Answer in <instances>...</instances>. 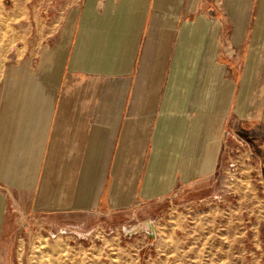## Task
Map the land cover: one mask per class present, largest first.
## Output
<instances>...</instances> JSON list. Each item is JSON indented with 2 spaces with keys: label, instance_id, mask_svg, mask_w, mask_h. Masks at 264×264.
Here are the masks:
<instances>
[{
  "label": "crops",
  "instance_id": "crops-1",
  "mask_svg": "<svg viewBox=\"0 0 264 264\" xmlns=\"http://www.w3.org/2000/svg\"><path fill=\"white\" fill-rule=\"evenodd\" d=\"M31 1L0 0V240L18 216L73 232L137 187L169 188L186 131L184 175L208 171L231 93L219 58L239 74L234 119L264 121V0ZM226 8L256 10L249 36L222 18L212 34Z\"/></svg>",
  "mask_w": 264,
  "mask_h": 264
},
{
  "label": "rangeland",
  "instance_id": "rangeland-1",
  "mask_svg": "<svg viewBox=\"0 0 264 264\" xmlns=\"http://www.w3.org/2000/svg\"><path fill=\"white\" fill-rule=\"evenodd\" d=\"M239 14L231 8L213 12L212 34L222 18L228 34L235 29L249 36L256 10L251 20L249 11ZM263 17L253 44L263 32ZM215 64L226 71L231 93L226 109L221 107L217 143L208 147L207 162L213 152L208 171L184 175L181 151L188 133L178 134L180 169L169 188L145 195L137 187L132 202L102 204L95 215H79L84 225L69 233L59 232L71 228L58 215L46 219L45 213H32L25 223L18 216L16 228L1 236L0 264H264V121L234 119L239 74L220 58Z\"/></svg>",
  "mask_w": 264,
  "mask_h": 264
},
{
  "label": "bare ground",
  "instance_id": "bare-ground-1",
  "mask_svg": "<svg viewBox=\"0 0 264 264\" xmlns=\"http://www.w3.org/2000/svg\"><path fill=\"white\" fill-rule=\"evenodd\" d=\"M232 2V1H231Z\"/></svg>",
  "mask_w": 264,
  "mask_h": 264
}]
</instances>
